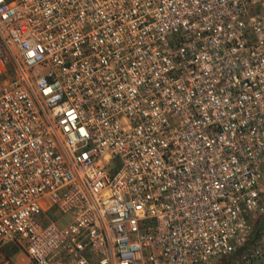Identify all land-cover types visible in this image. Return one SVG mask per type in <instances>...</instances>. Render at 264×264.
<instances>
[{
    "label": "built area",
    "instance_id": "2783aa9c",
    "mask_svg": "<svg viewBox=\"0 0 264 264\" xmlns=\"http://www.w3.org/2000/svg\"><path fill=\"white\" fill-rule=\"evenodd\" d=\"M263 214L264 0H0V264H264Z\"/></svg>",
    "mask_w": 264,
    "mask_h": 264
},
{
    "label": "trees",
    "instance_id": "16d2710c",
    "mask_svg": "<svg viewBox=\"0 0 264 264\" xmlns=\"http://www.w3.org/2000/svg\"><path fill=\"white\" fill-rule=\"evenodd\" d=\"M263 223H264V214L260 218H257L253 223L252 231H251V234L249 236V243L250 244L256 239L260 229L263 226Z\"/></svg>",
    "mask_w": 264,
    "mask_h": 264
},
{
    "label": "rangeland",
    "instance_id": "374dc122",
    "mask_svg": "<svg viewBox=\"0 0 264 264\" xmlns=\"http://www.w3.org/2000/svg\"><path fill=\"white\" fill-rule=\"evenodd\" d=\"M10 255V254H7V252H4V255ZM12 255V254H11ZM15 260H16V262L18 263V264H28V262H27V259L25 258V256L23 255V253H19L18 255H17V257L15 258Z\"/></svg>",
    "mask_w": 264,
    "mask_h": 264
}]
</instances>
